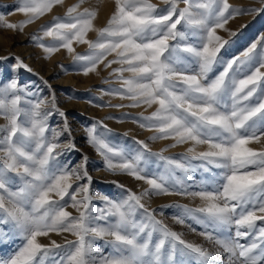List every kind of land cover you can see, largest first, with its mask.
Instances as JSON below:
<instances>
[{
    "label": "snow or ice",
    "instance_id": "snow-or-ice-1",
    "mask_svg": "<svg viewBox=\"0 0 264 264\" xmlns=\"http://www.w3.org/2000/svg\"><path fill=\"white\" fill-rule=\"evenodd\" d=\"M182 2L185 6L180 8L178 0H163L167 7L160 9L150 0H115L107 26L98 30L93 24L96 12L78 11L76 5L42 26V35L32 37L49 55L61 48L73 53V42L87 44L88 54L73 57L85 75L115 54L106 67L119 65L113 74L122 84L110 91L133 101L130 107L156 105L150 115L138 118L140 126L156 130L153 140L172 138L171 147L193 144L179 158L153 153L144 141H135L139 148L128 152L97 136L95 126L87 129L88 142L102 155L108 171L131 175L150 186L140 195L125 189V197L117 202L91 194L87 157L71 168L58 159L64 154L57 151L60 133L47 123L53 112L42 110L50 103L56 114L65 117L54 97L47 101L37 96L14 76L0 78V116L8 121L0 127V244L22 240V246L0 264H186L189 257L198 264H219V254L213 257L186 242L156 218L142 203L149 191L198 197L203 206L178 207L203 226L200 235L228 253L223 264H264V223H258L264 222V151L249 147L264 139V35L229 58L232 41L217 34L237 15L264 8H234L229 0ZM61 3L18 0L17 10L27 19L17 25L0 15V25L22 31ZM89 31H97L96 41L86 38ZM44 38L51 42L44 43ZM16 60L13 72L32 71ZM214 67L222 70L209 78ZM196 145H207L208 150L197 152ZM66 147L75 150L72 143ZM149 157L156 158L160 171H146ZM213 167L222 170L219 175L212 173L211 181L202 180L198 191H189L188 173L197 168L208 173ZM177 170L184 173L183 179ZM73 178L86 183L73 187ZM94 199L102 206L94 205ZM217 232L224 237L215 236ZM50 233H70L76 239L41 243L40 238ZM97 239L111 245L115 255L97 261L92 255L102 251L93 247Z\"/></svg>",
    "mask_w": 264,
    "mask_h": 264
},
{
    "label": "rangeland",
    "instance_id": "rangeland-1",
    "mask_svg": "<svg viewBox=\"0 0 264 264\" xmlns=\"http://www.w3.org/2000/svg\"><path fill=\"white\" fill-rule=\"evenodd\" d=\"M232 1H237L238 3H230ZM108 2L110 0H83V2L81 0H62V3L56 5L50 13L33 23L25 25L22 31L19 28L13 29L0 25V57L5 58L0 60V78L14 76L18 78L20 84L27 87L28 91L36 93L37 96L46 98L47 101H51L54 97L56 107L64 112L65 117L56 114L50 103L42 106V110L53 112L47 123L50 129L55 128L60 133L59 143L61 147L57 151L64 154L58 158L59 161L61 164H68L71 168L81 162L82 156H86V170L92 178L91 194H103L119 202L126 195L125 189L140 195L149 190L150 186L145 181L136 180L131 175L108 171L105 168V161L102 155L88 142L87 129L95 126L97 136L128 152H134L135 149L139 148L135 141H144L149 145L153 153L162 152L165 157L179 158L187 154L188 149L193 147V144L189 142L171 147V145L175 144L172 138L153 140L152 137L158 135L156 130L140 126L142 121L138 118L142 115H150L155 109L147 105L130 107L128 105H131L133 101L110 91L120 88L122 84L116 75L113 74V69L119 67V65L112 64L106 67L108 61L115 58V54L108 55L104 62L97 65L94 72H89L85 75L81 70L82 64L74 62L73 57L77 54H88L90 50L87 44L73 42V48L75 49L73 53L61 48L59 51L49 55L32 39L34 34L42 35L40 32L42 26L53 22L56 17H64L68 10L76 5H79L78 11L81 12L85 9L95 11L94 28L97 30L104 28L115 11L112 6L107 8ZM150 2L157 5L160 9L167 7L163 0H150ZM229 3L234 8L240 9L264 8V0H229ZM178 5L180 8L185 6L182 0H178ZM17 8L18 0H0V15H3L8 23L19 25L27 19ZM231 32H236L238 35L233 37L230 35ZM217 34L224 40L232 41L227 53L229 58L241 53L252 42L264 35V12L237 15L228 22L225 29H218ZM86 38L96 41L98 39L97 31H89ZM50 42L51 38H44V43ZM188 42L191 43L193 41L190 38ZM16 58L27 64L32 71L28 72L19 69L13 72L12 66L17 62ZM220 70H222L221 67H214L209 74V78L214 77ZM124 75L128 77L130 73H124ZM117 105L124 106L117 107ZM7 123L8 121L0 116V127L7 125ZM103 125H106L107 129L111 131H106ZM65 128H67V131ZM48 134L46 133V135ZM2 135L3 133L0 132V137ZM69 143L75 145V150H68L66 146ZM207 149V145L195 146L197 152L207 151ZM254 150L258 152L264 151V139L259 143L256 142ZM2 155L3 153H0V156ZM147 159L146 171H160V169L155 168V157ZM200 163V161H192L193 165ZM221 171L214 167L208 173L198 168L195 171H190L188 175L192 179L187 181V183L192 186L189 191H198V186L202 180L211 181L213 179L212 173L219 175ZM176 175L181 179L184 178V173L180 170H177ZM193 181L195 182L194 184ZM80 183H86V180L77 181L73 178V187ZM117 184L123 185V188L118 187ZM189 198L193 197L177 193L153 195L149 191L148 195L143 198L142 203L150 210H153L158 220L162 221L171 231L181 235L186 242L202 247L213 257L219 254V264H223L227 259L228 253L224 252L222 246L216 243L215 240H209L205 236L200 235L203 226L184 216L183 209L178 207L180 205L194 209L203 206V203H192ZM92 203L96 206H102L103 204L102 201L95 199ZM67 210L73 216L78 215L74 208L68 207ZM178 219H183L184 223H179ZM214 235L222 239L225 234L217 232ZM227 235H231V233ZM156 237L157 234H154V242ZM48 238L55 239L57 243H63L65 239H76L70 233L59 235L50 233V237H41L40 242L46 244V239ZM241 242L246 243L247 241L242 240ZM21 246L22 240L19 238L0 244V260H7ZM93 247L102 249L101 252L92 254L97 261L102 256L115 255L111 245L105 244L104 240L97 239ZM186 264H198V261L194 257H189L186 258Z\"/></svg>",
    "mask_w": 264,
    "mask_h": 264
},
{
    "label": "bare ground",
    "instance_id": "bare-ground-1",
    "mask_svg": "<svg viewBox=\"0 0 264 264\" xmlns=\"http://www.w3.org/2000/svg\"><path fill=\"white\" fill-rule=\"evenodd\" d=\"M230 3H234V4H237L238 2L237 1H232V2H230ZM109 6H112L113 7V9H115V0H110V2H108L107 3V8H109ZM111 7V8H112ZM106 8V9H107ZM112 10V9H111ZM105 11V10H104ZM112 12H113V10H112ZM105 13V12H104ZM102 15V14H101ZM103 16V15H102ZM108 16V15H107ZM112 16V15H111ZM107 18V17H106ZM108 19V18H107ZM102 21V20H101ZM104 21V20H103ZM152 108H154V109H156V105H153L152 106ZM249 147H251V148H253V149H255L256 148V142H252V143H250V145H249ZM208 150V149H207ZM191 201H192V203H195V204H200V203H203L198 197L197 198H189ZM77 214V213H76ZM47 241H46V244H49L50 243V241L51 240H55V239H53V238H48V239H46ZM56 241V240H55Z\"/></svg>",
    "mask_w": 264,
    "mask_h": 264
}]
</instances>
